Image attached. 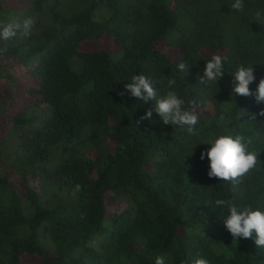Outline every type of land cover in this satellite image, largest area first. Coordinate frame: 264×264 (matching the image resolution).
I'll use <instances>...</instances> for the list:
<instances>
[{
	"label": "trees",
	"instance_id": "trees-1",
	"mask_svg": "<svg viewBox=\"0 0 264 264\" xmlns=\"http://www.w3.org/2000/svg\"><path fill=\"white\" fill-rule=\"evenodd\" d=\"M234 2L0 0V31L33 22L28 36L0 38V120L23 82L28 100L1 141L4 151L14 136L9 161L24 194L0 178V264H264L254 239L233 240L229 212L215 204L264 210V163L233 183L210 179L200 159L210 148L201 143L232 134L251 138L264 161V116L250 119L264 103L231 91L242 64L255 69L253 92L264 78V25L254 21L264 0H243L242 12ZM214 55L227 57L225 75L200 84ZM141 74L158 97L175 77L185 107L197 102L196 134L154 111L140 121L153 105L125 85Z\"/></svg>",
	"mask_w": 264,
	"mask_h": 264
},
{
	"label": "clouds",
	"instance_id": "clouds-1",
	"mask_svg": "<svg viewBox=\"0 0 264 264\" xmlns=\"http://www.w3.org/2000/svg\"><path fill=\"white\" fill-rule=\"evenodd\" d=\"M231 8L242 12L244 10L243 0H235L231 4ZM254 21L264 25V13L257 11ZM32 23L31 19H26L23 25L10 23L3 26L2 31H0V38L10 39L16 36L17 31L20 30L24 36H28L31 32ZM226 60L227 57L221 55H214L208 60L203 75L199 77V83L217 85L225 75ZM177 67L181 72H188V67L183 62L179 63ZM254 72L253 65H240L233 75L231 91L235 96L253 97L257 104H262L264 103V78L260 79L256 90L253 92L250 85L256 81ZM155 83L141 74L132 76L131 82L125 85L132 97L142 101L143 104L151 102L153 105L140 117V121L151 120L154 111L164 125L183 127L186 128L189 135L196 134V125L198 124L197 102L190 100L188 107H185V100L180 98L176 91L171 90L176 84L175 77L168 79L169 90L163 97H158ZM257 115L264 116V110L258 114H250V119L256 120ZM201 144L210 145V148L200 154L201 160H204L206 156L209 161L207 176L210 179L216 178L219 181L239 183L243 177L264 163L259 159L260 152L249 150L252 139L245 138L243 135H220ZM76 187L79 190L80 186L77 185ZM215 204L228 210L229 215L224 219V225L233 240L254 239L256 249L264 251V210L253 209L250 205L241 208L231 199H216ZM155 264H164V258L157 256ZM194 264H209V262L207 259L197 258Z\"/></svg>",
	"mask_w": 264,
	"mask_h": 264
},
{
	"label": "rangeland",
	"instance_id": "rangeland-1",
	"mask_svg": "<svg viewBox=\"0 0 264 264\" xmlns=\"http://www.w3.org/2000/svg\"><path fill=\"white\" fill-rule=\"evenodd\" d=\"M10 69L12 75L15 74V72L12 70V68H7ZM22 92L23 95H21V92L19 91L15 96H11L8 99V107H9V114L8 116L14 114L15 112H17L19 110V108H22V106L28 102L27 99H24V82H23V86H22ZM207 115V114H206ZM8 116L5 118H2L0 120V148L2 147V143L1 141L6 137V135L8 134L9 130H10V124L8 121ZM21 126L15 127V133L16 135L18 134H22V132L24 131V129L20 128ZM12 130V129H11ZM15 135V134H14ZM29 139H31V137H29ZM14 140V136L10 137L5 145L4 151L0 150V178H7L9 183L12 185V187L15 188L16 192L18 193V195H23L24 192H22L21 190V186H20V182L21 179L20 178H16L13 175V171H12V167L10 165V159L12 158V154H15L14 149L12 148H8V145L11 144V142ZM36 144L32 143L31 144V148H35ZM30 150V148H29ZM45 169L44 165H41L37 170L36 173L39 174L41 172H43ZM50 172L52 175L56 176L57 174L50 169ZM36 174V175H37ZM50 174V173H49ZM38 177V176H36ZM34 176H29L28 177V182H29V186L32 187L33 189L38 190L39 188V177L36 178Z\"/></svg>",
	"mask_w": 264,
	"mask_h": 264
}]
</instances>
